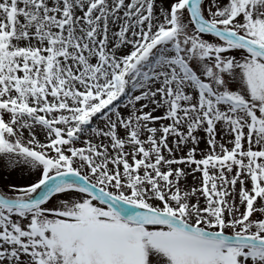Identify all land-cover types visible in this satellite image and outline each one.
I'll return each mask as SVG.
<instances>
[{"label":"snow or ice","instance_id":"snow-or-ice-1","mask_svg":"<svg viewBox=\"0 0 264 264\" xmlns=\"http://www.w3.org/2000/svg\"><path fill=\"white\" fill-rule=\"evenodd\" d=\"M0 264H264V0H0Z\"/></svg>","mask_w":264,"mask_h":264}]
</instances>
